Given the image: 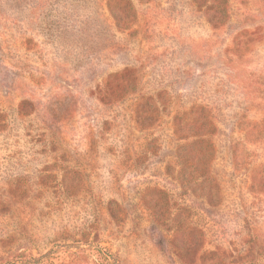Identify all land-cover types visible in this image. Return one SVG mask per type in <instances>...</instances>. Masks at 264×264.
<instances>
[{"label": "rangeland", "instance_id": "obj_1", "mask_svg": "<svg viewBox=\"0 0 264 264\" xmlns=\"http://www.w3.org/2000/svg\"><path fill=\"white\" fill-rule=\"evenodd\" d=\"M111 1L0 0V264H264V0Z\"/></svg>", "mask_w": 264, "mask_h": 264}, {"label": "trees", "instance_id": "obj_2", "mask_svg": "<svg viewBox=\"0 0 264 264\" xmlns=\"http://www.w3.org/2000/svg\"><path fill=\"white\" fill-rule=\"evenodd\" d=\"M123 4H128L126 0H113L111 1L110 3V10H111V14L112 16L114 17L117 25L120 27V26H124V25H129L132 21V17H129L128 15L125 14V12H123L121 10L122 8V5ZM122 75V74H121ZM203 128H199V130H197L198 134L197 135H202L201 132H202ZM196 143V142H195Z\"/></svg>", "mask_w": 264, "mask_h": 264}]
</instances>
